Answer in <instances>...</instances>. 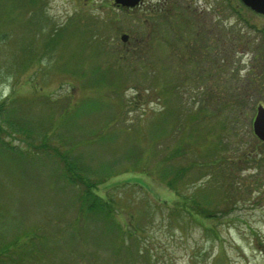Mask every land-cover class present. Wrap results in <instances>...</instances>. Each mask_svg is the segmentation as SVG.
Listing matches in <instances>:
<instances>
[{"label":"rangeland","instance_id":"374dc122","mask_svg":"<svg viewBox=\"0 0 264 264\" xmlns=\"http://www.w3.org/2000/svg\"><path fill=\"white\" fill-rule=\"evenodd\" d=\"M262 30L240 0H0V249H23L0 264H118L113 222L138 228L152 254L139 264H264ZM202 94L214 101L196 116ZM54 147L113 199L111 219L80 214L84 186ZM219 155L225 183L200 164ZM194 159L178 195L164 170ZM194 201L224 212L196 214Z\"/></svg>","mask_w":264,"mask_h":264},{"label":"trees","instance_id":"16d2710c","mask_svg":"<svg viewBox=\"0 0 264 264\" xmlns=\"http://www.w3.org/2000/svg\"><path fill=\"white\" fill-rule=\"evenodd\" d=\"M30 2H32V4H34V2H37V0H30ZM32 14L35 15L36 13L33 12ZM195 25H196V23H195ZM195 28H196V26H195ZM192 33L198 35L199 33H202V30H198L196 28L194 30V32H192ZM203 33L205 34V32H203ZM196 56H198V55H196ZM196 58L198 59V57H196ZM263 79H264V77H263ZM261 82H263V80H261L260 83ZM205 96L206 95L202 94L200 99H197L198 104L195 108V115L196 116H199L202 113L204 115L206 112V109H207L206 105H209V104L212 105L213 104V101H214L213 97H209L210 99L206 98L208 101H210V103L207 104L205 102L206 101ZM227 97H226V99H227ZM233 99H234V101L236 100L235 109H238V111L241 112L243 110V108H242V105H239V103L243 104V106H244V104H245L244 102L246 99L245 98L242 99V96H240V98L235 97ZM247 102H248V100H247ZM229 103L230 102H227V104H229ZM1 105H3V104H1ZM225 106H227V105L225 104ZM226 108H228V107H225V109ZM0 110H1V108H0ZM234 117H236V113H235V116L228 113L226 115V117L223 119L224 123L222 122L223 124H222V127L220 130H225V133H226L227 129H229V130L235 129V124L237 123L236 122L237 120ZM11 124H12V122H9V126ZM14 124H13V126H14ZM6 130H7L6 128L0 127L1 132L2 131L8 132ZM12 130H14L15 133H19V132L24 133V134H22L24 136L27 135L25 129H22L20 131L18 128H13ZM1 132H0V134H1ZM216 134H223V133H216ZM43 145L46 146L45 144H41V146L39 145L38 148L42 147ZM9 146H11V145H9ZM53 149H54V153L57 154L58 161L63 165V172H64L63 175L65 177H67L66 179L69 182H73V183H77V184L80 183L81 185L84 186L82 192L78 196L80 214H82V215L95 214L96 216L104 217L105 220L111 219L112 215L115 213V206L112 203L113 199L107 198V197L102 196L99 193H97V190H96L97 186H98L97 180H95V178H93L92 176L84 177L82 175L81 171H79L80 168L77 167L75 165V163H71L69 161V154H67V153H69L68 150L61 152L56 147H54ZM181 151H182V147L179 145L169 155H166L165 159L167 160L168 157L170 159L173 156H178L179 154L182 153ZM204 158H205V156H204ZM207 159H209V158H207ZM211 160H209V163L207 161H205V162L200 161L201 167L204 168V170H206L205 168H209L208 170H211L214 173H216L218 175V177L222 179V182L225 183L226 177H228L230 174V173H228V170L227 171L224 170L223 162H225V160L222 159L221 155H219V157H215L213 159V162H210ZM197 162H199V161H195V159H194V161L189 162L188 165L181 166L180 168H173L170 166L164 170L165 176L168 177V179H167L168 185L170 187L176 189L178 195L180 194L179 193V185L181 184V182L183 183V181L186 178H188L187 172L189 171V169L191 167H193L194 165L196 166ZM211 182H214V180H211ZM221 185L222 184L220 183L218 185V187H221ZM223 194L225 195L226 200L233 198L232 193H229L228 190H225ZM202 200H205V195L202 196ZM203 203L207 204L205 202H203ZM194 204H195L194 208H192V209L195 210L196 214H200V215H203L206 217L216 218V217L220 216V214L218 212H220V213L224 212L221 209L218 210L215 207L210 206L209 204H208L209 207H206L205 205H200L198 203V201H194ZM228 208L232 209L233 207H228ZM179 211H176V212L179 213ZM113 226L119 230L122 229V236H121L122 239H120L121 242L119 241L117 245L114 244L115 248H116L114 250V252L117 255H120V257H121V260L119 261L120 263L118 262V264H139L140 259H143L144 261L149 263V261L152 257V254L150 253V251L146 245H145V247H141L142 242H141V239L139 238V236L137 235L138 228L135 227L133 229H125L121 226V224L113 222L110 225H108V223H107L108 228H112ZM112 239H114L113 236H112ZM15 243L16 242L13 239L11 242H9L5 246L1 247V249H0L1 253L0 254H2V253L8 254V253H11V251L17 253L18 251H20L18 259L21 258L23 255V251H22L23 249L20 247V245H18L16 247H12L13 244H15ZM114 243H115V241H114ZM21 251H22V254H21ZM18 259H15V260H18ZM88 264H94V261H91V263H88Z\"/></svg>","mask_w":264,"mask_h":264},{"label":"water","instance_id":"95a60500","mask_svg":"<svg viewBox=\"0 0 264 264\" xmlns=\"http://www.w3.org/2000/svg\"><path fill=\"white\" fill-rule=\"evenodd\" d=\"M118 5L133 7L141 0H114ZM242 2L257 12H264V0H242ZM126 36H123L125 38ZM253 131L255 135L264 141V106L258 105L253 120Z\"/></svg>","mask_w":264,"mask_h":264},{"label":"flooded vegetation","instance_id":"af4514ba","mask_svg":"<svg viewBox=\"0 0 264 264\" xmlns=\"http://www.w3.org/2000/svg\"><path fill=\"white\" fill-rule=\"evenodd\" d=\"M241 1V0H240ZM242 2V1H241ZM142 3V1L139 3V4H141ZM138 4V5H139ZM126 7V6H125ZM248 7V6H247ZM250 9H252L251 7H249ZM253 10V9H252ZM255 11V10H254ZM257 12V11H256ZM258 13H262V14H264V12H258ZM263 32H264V30H262ZM263 105V104H262ZM261 140V139H260ZM262 142H264L263 140H261Z\"/></svg>","mask_w":264,"mask_h":264}]
</instances>
